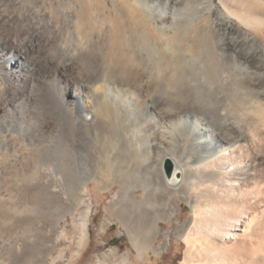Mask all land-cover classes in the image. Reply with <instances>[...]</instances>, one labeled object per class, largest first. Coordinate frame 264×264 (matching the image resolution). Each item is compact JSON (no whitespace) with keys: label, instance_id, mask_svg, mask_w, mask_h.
<instances>
[{"label":"bare ground","instance_id":"obj_1","mask_svg":"<svg viewBox=\"0 0 264 264\" xmlns=\"http://www.w3.org/2000/svg\"><path fill=\"white\" fill-rule=\"evenodd\" d=\"M41 1L0 0V146L7 137L20 144L13 151L32 155L27 183L61 173L76 199L92 170L108 163L125 183L126 160L142 189L139 198L123 196L124 214L136 200L143 206L134 244L142 261L148 250L160 252L152 245L158 221L178 219L168 200L155 220L150 212L172 191L191 211L179 232L182 264H264V44L254 35L264 31V1ZM222 47L261 64L251 72L241 66L249 76L240 78L230 54L219 63ZM89 135L98 158L86 149ZM55 141L62 162L49 161L46 173L44 151ZM169 159L179 182L160 171Z\"/></svg>","mask_w":264,"mask_h":264},{"label":"rangeland","instance_id":"obj_2","mask_svg":"<svg viewBox=\"0 0 264 264\" xmlns=\"http://www.w3.org/2000/svg\"><path fill=\"white\" fill-rule=\"evenodd\" d=\"M29 1L33 2L35 6L41 5L42 2L41 0H21L25 6ZM57 28L61 31V27ZM254 35L264 44V31ZM221 49L217 50L219 63L225 65L226 53L230 54L229 56H232L234 60L231 67L232 72L239 73V77L242 74L240 78L249 76L246 75L245 70L251 72L255 70L253 68L261 64L257 63L254 66L255 61L250 62L242 59L237 53L226 52L224 47ZM194 51L201 54L198 49ZM200 60L193 64V71L196 74H193V77L197 76V79H200V64L205 63ZM235 65H238L237 68ZM241 70L244 73H241ZM256 81L261 80L256 78ZM43 103L45 102L40 103L42 107H44ZM81 110L78 108L77 111L82 115L84 121L92 122V114ZM12 137L16 140L19 139L15 134ZM85 138L91 143L86 146V149L91 155L96 153L98 158L99 143L90 135ZM57 142H60L59 145ZM188 142L186 139V144ZM14 146L17 150L20 149L18 141L13 143L7 137L4 138L2 147L0 146V177L2 178L0 181V264L183 263L187 249L179 238L181 234L179 232L183 230L182 226H186L190 222L191 211L190 207L182 201L183 195L172 191L171 193L167 189L162 174L160 175L163 188L170 193L168 197L165 196L164 201H152L153 208L150 210L152 218L154 220L158 218V212L155 209L161 204L166 208L165 200H168L172 203L171 208L174 212L176 211L178 219L174 216L171 219L165 217L167 220L158 221L157 232L152 235V245L153 249L158 248L160 252L155 255L151 250H148V258L142 261L139 255L140 251L135 248L134 244L139 243L137 239L140 240L143 236L139 220L143 206L139 200H136L137 207L124 214L128 202L123 198L125 191H128V196L139 198L142 189L139 187V183H135L137 177L133 175V171L127 169L126 160L123 164L124 168L120 171L127 176L124 180L125 183L120 179L114 180L111 176L113 169L108 163L106 167L99 168L96 175H93L92 170L91 177L95 178L87 180L79 186L78 197L75 199L74 185L66 184L64 179L62 180L61 173L56 176L58 181H46L44 182L45 186L44 183H40L42 186L32 183L34 187H31L33 185L27 183L26 176L31 170L30 157L32 155L26 150L15 152L13 151ZM60 148L61 141L48 142V147L44 151V156L48 161L43 164V172L53 173L50 162L53 161L57 164L62 162L59 154ZM111 158H113V154ZM139 159L142 160V157L136 160L140 164L142 161ZM136 161H134V166L132 165L135 170L139 166ZM116 162H119V159ZM163 162L160 171L162 166L165 171L170 166V175L168 178L166 177V181L179 182L180 171L175 172L176 167L170 159L163 160ZM144 164L147 165V163ZM72 175L74 178V171L67 172L65 179H72ZM70 186L72 187L70 188ZM157 187L155 186V189Z\"/></svg>","mask_w":264,"mask_h":264},{"label":"water","instance_id":"obj_3","mask_svg":"<svg viewBox=\"0 0 264 264\" xmlns=\"http://www.w3.org/2000/svg\"><path fill=\"white\" fill-rule=\"evenodd\" d=\"M169 171H170V166H169V167H167V172L169 173Z\"/></svg>","mask_w":264,"mask_h":264}]
</instances>
